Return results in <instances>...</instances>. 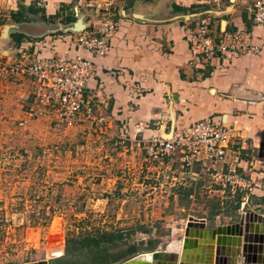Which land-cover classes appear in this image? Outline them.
<instances>
[{
    "label": "rangeland",
    "instance_id": "374dc122",
    "mask_svg": "<svg viewBox=\"0 0 264 264\" xmlns=\"http://www.w3.org/2000/svg\"><path fill=\"white\" fill-rule=\"evenodd\" d=\"M16 24L0 16L6 61L17 45L2 30L14 25L9 35L22 33ZM1 71L0 264H168L166 254L180 264L185 239L202 244L186 235L189 219L205 222L190 227L198 231L239 223L248 213L264 216L253 185L233 192L209 172L182 168L177 156L155 159L147 139H130L107 119L81 116L64 127L50 115L19 126L30 83ZM247 223L257 241L245 242L244 233L242 243L260 242L264 223L246 221L244 232ZM238 260L246 263L242 255Z\"/></svg>",
    "mask_w": 264,
    "mask_h": 264
},
{
    "label": "crops",
    "instance_id": "0c3cea01",
    "mask_svg": "<svg viewBox=\"0 0 264 264\" xmlns=\"http://www.w3.org/2000/svg\"><path fill=\"white\" fill-rule=\"evenodd\" d=\"M101 1L0 0L5 21H11L18 3H34L47 16L57 14L47 21L16 24L29 39L9 54L24 50L40 57L91 60L95 73L86 92L94 115H104L130 139L164 137L175 125L207 117L226 120L235 130L223 168L253 185L250 194L264 204V26L252 24L254 0H121L116 5L119 26L106 57L56 38L79 19L91 27ZM58 14L71 22L58 21ZM202 14L211 16L215 31L247 29L258 52L230 60L194 59L184 28ZM137 123H142L140 132Z\"/></svg>",
    "mask_w": 264,
    "mask_h": 264
},
{
    "label": "built area",
    "instance_id": "2783aa9c",
    "mask_svg": "<svg viewBox=\"0 0 264 264\" xmlns=\"http://www.w3.org/2000/svg\"><path fill=\"white\" fill-rule=\"evenodd\" d=\"M121 0H102L96 10L91 27L80 31H62L56 38L78 49H84L98 57H106L110 40L119 26L116 5ZM252 24L264 26V0H254L249 9ZM184 39L194 59L210 60L224 57L226 60L240 55H254L257 47L250 44L247 29L215 31L211 16L199 15L184 28ZM3 60L0 68L9 80L27 79L30 83L27 118L19 121L23 126L28 120L52 115L54 121L64 127L74 125L81 116L99 122L104 115L95 116L87 95L88 81L95 73L93 62L80 55L66 57L51 55L40 57L35 53L19 50ZM137 123V131H142ZM234 126L226 120L207 117L188 124L175 125L168 139L161 136L148 138L149 154L155 159L177 156L182 168L209 172L223 185H230L234 192L245 189L248 183L235 170L225 171L223 165L234 138Z\"/></svg>",
    "mask_w": 264,
    "mask_h": 264
},
{
    "label": "bare ground",
    "instance_id": "6f19581e",
    "mask_svg": "<svg viewBox=\"0 0 264 264\" xmlns=\"http://www.w3.org/2000/svg\"><path fill=\"white\" fill-rule=\"evenodd\" d=\"M249 220L260 221V222L264 223V216L256 214V213L247 214L246 216H244L242 224L236 230L238 232L237 233H231L229 235L230 238L237 240V242L235 244H231V243H229V244H218L217 243V237L219 235L217 233L214 235V237L212 239L202 240L201 245H199L197 243L196 239L191 238L190 240L193 243H195L196 245H198L197 247L200 246V250H196V249L193 250L192 248L186 249L184 251V255L182 256V258H184L185 260L182 263L183 264H238L239 256H237L236 253H239V255L241 256L242 250L245 248L246 253L249 256L248 257L249 260L245 264H264V235H262V237L259 238V240H261V241L256 243V244L253 242L252 243L251 242L250 243H242V241H243L242 236L244 233H245V235H244V241L245 242L250 241L249 239H252L251 241L257 239L256 238L257 235L253 236L252 234H250L252 232L251 230L253 229V227L250 226L248 223L245 225V232L243 230V226H244L245 222L246 221L249 222ZM190 222H188V223H190ZM190 230H191L190 227L189 228L187 227L186 235H187L188 231H190ZM194 230L195 229H192V232ZM204 230L205 229H198V231H195V233L196 232L201 233ZM187 236L194 237L195 235H187ZM197 237H199V236H197ZM188 240H189V238H188ZM256 247H258L260 250L256 251V249H257ZM182 253H183V250H182ZM200 253H202V254H200ZM182 260L183 259H181V261ZM134 262L136 263V261H134ZM180 264H181V262H180Z\"/></svg>",
    "mask_w": 264,
    "mask_h": 264
},
{
    "label": "water",
    "instance_id": "95a60500",
    "mask_svg": "<svg viewBox=\"0 0 264 264\" xmlns=\"http://www.w3.org/2000/svg\"><path fill=\"white\" fill-rule=\"evenodd\" d=\"M15 28L14 25H5L3 27V30H2V36L7 38L9 36V31L11 29ZM84 29V24L81 22V20H77L76 23H73V24H70L68 25L67 27L63 28L61 31H80V30H83ZM171 135V132L166 134L165 136L166 137H170ZM248 214H253V213H248ZM189 221H195L193 224L190 222L188 223L187 227H201V228H205V222L203 220H196V219H189ZM243 222V218L240 219L239 223H236V224H233V225H229V226H217L213 229H205L204 231H202L201 233H198L195 231H188L187 235H195V236H199L201 238V241L202 240H207V239H212L214 237V235L217 233L219 236L217 237V243L218 244H235L237 242L236 239H233V238H230L229 235L231 233H237L238 231L237 228L240 227V225L242 224ZM202 223V224H201ZM192 224V225H191ZM250 241L252 239H249ZM256 241V240H254ZM198 245H196L195 243H193L191 240H188L186 239L184 241V245H183V252L186 250V249H196V250H200V246L197 247ZM165 253L161 254V255H153V259L156 260L157 258H162L164 256ZM237 256H239V253H236ZM167 256V260L169 261L168 264H173L174 261H176V255L175 254H166ZM242 256L244 257V262L247 263V261L249 260V256L248 254L246 253V249L244 248L242 250ZM183 260L181 261V264H183L182 262H184V258H182ZM34 264H47L45 261H40V262H37V263H34ZM123 264H136L134 261H131V262H126V263H123Z\"/></svg>",
    "mask_w": 264,
    "mask_h": 264
},
{
    "label": "trees",
    "instance_id": "16d2710c",
    "mask_svg": "<svg viewBox=\"0 0 264 264\" xmlns=\"http://www.w3.org/2000/svg\"><path fill=\"white\" fill-rule=\"evenodd\" d=\"M17 11L11 12V20L14 23H24V22H30L33 21L30 16H39L41 20L47 21V17L45 14L44 8L37 7L36 4H30V5H24L22 3H18L17 5ZM57 17V14L54 15L51 18ZM50 18V19H51ZM72 18H66L65 21L71 22ZM13 43H15L17 46L24 40L29 39V37L25 36L21 33H11L9 35ZM67 251H69V247L67 248Z\"/></svg>",
    "mask_w": 264,
    "mask_h": 264
}]
</instances>
